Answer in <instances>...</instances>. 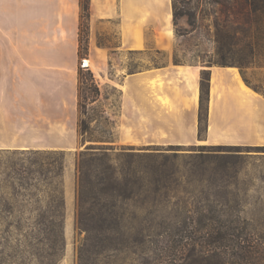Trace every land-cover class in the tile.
Masks as SVG:
<instances>
[{
	"label": "rangeland",
	"instance_id": "rangeland-1",
	"mask_svg": "<svg viewBox=\"0 0 264 264\" xmlns=\"http://www.w3.org/2000/svg\"><path fill=\"white\" fill-rule=\"evenodd\" d=\"M256 1L259 6L264 5V0ZM185 2L188 4L176 0L178 9L188 8V12L195 14V17L184 15L176 23L174 21L177 43L173 61L200 66L204 68L203 70L225 67L222 66L224 64L228 65L226 67H235L243 79L247 78L250 81L249 87L264 99V11L253 13L254 22L250 24V28L237 12V0H185ZM88 36L89 23L85 19L81 24L80 37H83L84 44L80 43L83 54L79 55L78 73L79 146L75 150L64 151L66 153L62 183L65 201L64 242L60 259L56 264H179L184 257V248L188 250L194 247L200 250L217 246L219 243H213L214 239L208 241L205 233L195 228L198 219L196 214L187 218L189 223L194 219V224H189V227L179 229L170 226L176 223V215L181 212L178 206L182 207L184 203L188 204V208H192L191 205L193 207L200 205L201 199L197 198L201 197L199 192L209 188V184L200 183L198 181L200 175L191 174L190 166L186 165L191 154L205 150L202 146H241L227 152L233 155L234 164L229 165L227 175L219 177V180L225 185L231 184V193L228 197L232 202L229 200L228 211L233 215L231 218L238 221L237 226L240 227L238 231L246 227L245 234L259 241L264 249V143L245 145L209 143L206 141L207 116L206 131L201 135L199 128V142L194 145L137 146V136L129 139L122 134L123 124L137 127V117L135 118L133 113L127 118L123 116L121 89L123 76L137 73L139 69L150 64L162 63L167 57L153 55L146 58L137 53L117 51L111 56L107 76L97 78L91 70L84 68V61L89 59L86 49L88 44L85 43V40L89 43ZM113 42L117 43L115 40ZM230 107L217 108V114L223 118L218 119L221 132H233L239 125L237 115L241 114H238L234 105ZM252 114L248 116L251 122ZM258 123L264 125V119L260 118ZM237 131L241 135L246 134L242 128ZM254 133L256 134L255 130ZM248 134L250 135V130ZM89 146L106 148V151L113 155L116 165L124 162L121 159L118 161L121 153L137 155L134 165L137 166L138 172L145 174L149 171L148 178H151L152 167L165 161L167 167L176 166L180 171L177 176L179 183L173 184L176 189H173L169 196L162 195L160 198V195L150 194L145 198L141 195L136 199L137 208L133 201L126 203V221L122 229L125 234V245L120 251H101L99 248L85 246L87 232L82 230L79 223L80 156ZM31 151L36 150H0V264L49 263L44 247L45 227L42 216L48 213L46 204L50 191L43 182L45 176H41L38 171L48 173L46 171L54 157L49 153L62 150H44L39 151L40 154ZM175 154H178V159H174ZM150 156H156V160ZM25 168H31L34 172L30 185L26 183V178L23 179ZM143 198L147 203H142ZM83 250L89 252L84 251L86 257L81 263ZM247 264H264V259L249 258Z\"/></svg>",
	"mask_w": 264,
	"mask_h": 264
},
{
	"label": "crops",
	"instance_id": "crops-1",
	"mask_svg": "<svg viewBox=\"0 0 264 264\" xmlns=\"http://www.w3.org/2000/svg\"><path fill=\"white\" fill-rule=\"evenodd\" d=\"M88 7L87 56L92 66L87 68L95 77L107 76L111 56L117 51L146 58L167 57L162 63L151 61L153 65L123 76V116L133 113L137 117V127L123 124V136H137V146L199 142L204 68L173 61L177 43L174 0H88ZM83 14V0H0L1 151H72L79 146ZM233 68H208L206 141L264 143V131L260 136L237 133L234 142L216 140L223 134L218 107L234 105L241 114L238 120L243 114L251 116L256 107L260 114L264 110L263 98L242 92L240 80L244 79L239 70L237 79Z\"/></svg>",
	"mask_w": 264,
	"mask_h": 264
},
{
	"label": "trees",
	"instance_id": "trees-1",
	"mask_svg": "<svg viewBox=\"0 0 264 264\" xmlns=\"http://www.w3.org/2000/svg\"><path fill=\"white\" fill-rule=\"evenodd\" d=\"M181 1L183 4H188L185 0ZM237 2L238 14L245 19L246 24H249L251 28L254 22L253 13L259 10L264 11V5L259 6L256 0H237ZM83 6V20L86 19L88 21V0H83ZM188 11V8L178 9L176 0H174L175 23L184 15L195 17V14H190ZM86 30L88 29L86 28ZM86 30L85 32L87 33ZM88 37L87 40H89ZM80 43L84 44L83 37H80ZM85 43L88 44V41L85 40ZM86 49L88 51V47ZM82 54L83 52L80 49L79 55L82 56ZM222 66L226 67L228 65L224 64ZM244 81L248 86H251L247 78ZM209 85L210 71L204 70L202 72L201 85V135L206 131ZM254 89L258 91L257 88ZM202 148L205 150L189 156L190 159L186 161V165L190 166L191 174L200 175L198 181L209 184V188L199 192L201 197L197 198L202 200L199 202L200 205L194 207L191 205L192 208H188V204L184 203L182 207L181 205L178 206L177 208L181 209V212L176 215L178 217H176V223L170 224V226L178 227L179 229L189 227V224H194V219L189 223L187 218L190 217L189 215L196 214L198 216L195 222L197 231L204 232L208 241L214 239L213 243L219 244L214 248L205 247L200 250L194 247L188 248V250L184 248V257H182L183 259H181L179 264H247L249 258L259 257L264 259V253H261L264 249L259 241H255V238L253 239L245 234L244 231L247 228L243 227V230L240 229L238 231L240 228L237 226L238 221L233 220L231 218L233 216L232 213L229 214L228 211L230 209L229 203L230 201L232 202L228 197V194L231 193V184L227 183L225 185L219 180V177L227 175L229 165L234 164L233 155L227 152L239 149L241 146H202ZM31 152L40 154L39 151ZM49 154L54 157L52 159L53 162L49 163L50 168L46 171L48 173L42 170L38 172L41 176H45L43 182L49 187L50 191V197L46 204L48 213L42 216V223L45 227L44 247L49 260L48 264H56L60 259L64 242L65 201L62 183L66 153L64 151H54ZM135 157L137 155L133 153H121L118 156V161L121 159L124 162L116 165L114 164L113 155L106 151V148L89 146L81 153L79 223L82 230L87 232L86 248H99L101 251L110 250L115 252L122 250L125 245V234L122 229L125 227L126 221V203L133 201L134 206L137 208L135 205L136 199L141 195H144L145 198L150 194L160 195V198L162 195L167 197L174 191L173 189H176L173 184L179 183L177 176L180 174L176 166L167 167V161L155 164L150 170L152 171L151 178H148L149 171L145 174L137 171V166L134 165ZM150 157L156 160V156ZM173 157L174 159L179 158L178 154ZM165 158L169 159V157ZM35 163L38 164V162ZM25 170L23 179L26 178V183L30 185V181L33 179L31 176L34 172L31 168H25ZM213 197L214 199H211ZM158 198H155V200ZM142 203H147V200L143 198ZM192 209H194V213ZM84 251L89 252L88 250L81 252V263L86 257Z\"/></svg>",
	"mask_w": 264,
	"mask_h": 264
},
{
	"label": "bare ground",
	"instance_id": "bare-ground-1",
	"mask_svg": "<svg viewBox=\"0 0 264 264\" xmlns=\"http://www.w3.org/2000/svg\"><path fill=\"white\" fill-rule=\"evenodd\" d=\"M84 63H85V67H90V66H92V63L90 62V60H85L84 61ZM231 72H233L234 73V76L238 79V78H240V75H239V71H238V69H236V68H233V69H231ZM215 80H216V78H215ZM240 88H241V90H242V92H245V94L247 95V96H254V98H262L258 93H256L255 91H253L245 82H244V80H242V78H241V80H240ZM258 107H256V109L254 110V112H253V121L251 122V119L248 117L249 115H242V117H240V119L239 120H237V122H239V125L236 127V129L237 130H240L241 128L242 129H244L245 130V133L248 135V133H249V130H250V134L253 132L254 133V130L256 131V134L258 135V136H260L261 135V132H262V126L260 125V123H258L259 122V115H261V114H263V112H264V110H262L261 111V114H260V112H258ZM264 115V114H263ZM250 128H249V127ZM238 127H241L240 129H238ZM235 129V131H230V132H223V134L219 137V138H217L216 140H217V142H220V141H222V142H234L235 141V139L237 138V136H236V133H238L239 131H237Z\"/></svg>",
	"mask_w": 264,
	"mask_h": 264
},
{
	"label": "built area",
	"instance_id": "built-area-1",
	"mask_svg": "<svg viewBox=\"0 0 264 264\" xmlns=\"http://www.w3.org/2000/svg\"><path fill=\"white\" fill-rule=\"evenodd\" d=\"M82 66H84V65H82ZM84 68H86V69H87V67H85V66H84Z\"/></svg>",
	"mask_w": 264,
	"mask_h": 264
}]
</instances>
